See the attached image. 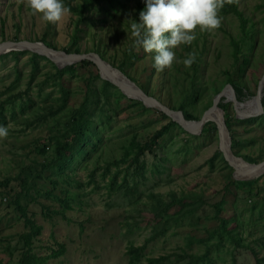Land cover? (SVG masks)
I'll return each instance as SVG.
<instances>
[{
    "label": "rangeland",
    "instance_id": "obj_1",
    "mask_svg": "<svg viewBox=\"0 0 264 264\" xmlns=\"http://www.w3.org/2000/svg\"><path fill=\"white\" fill-rule=\"evenodd\" d=\"M80 1L62 0L69 13L50 23L24 0H0V41L43 37L56 49H97L170 109L185 101L195 119L228 79L240 84L239 101L255 94L264 74V0L234 3L242 20L225 5L221 27L197 29L191 45L173 49L175 61L164 71L153 67L154 52L131 51L136 0L93 1L78 22L69 5ZM14 51L0 54V126L8 129L0 139V264H20L25 248L21 234L29 228L17 203L39 225L31 235L34 264H264V172L246 179L250 185L233 183L213 121L194 134L175 122L139 152L167 115L104 84L93 63L76 61L58 74L69 64ZM190 53L196 61L186 68ZM219 103L230 147L237 138L235 155L264 159V109L241 118L224 96ZM82 104L91 131L56 163L54 146L69 137ZM221 220L240 245L221 231Z\"/></svg>",
    "mask_w": 264,
    "mask_h": 264
},
{
    "label": "clouds",
    "instance_id": "obj_2",
    "mask_svg": "<svg viewBox=\"0 0 264 264\" xmlns=\"http://www.w3.org/2000/svg\"><path fill=\"white\" fill-rule=\"evenodd\" d=\"M33 15H40L44 22H59L69 9L62 0H24ZM238 0H145V8L139 13V22L130 25L134 46L145 53H155L156 71L170 68L175 61L173 49L180 45H191L195 32L213 33L221 27L219 11ZM196 61L190 53L182 61L190 68ZM8 129L0 126V139L6 138Z\"/></svg>",
    "mask_w": 264,
    "mask_h": 264
},
{
    "label": "water",
    "instance_id": "obj_3",
    "mask_svg": "<svg viewBox=\"0 0 264 264\" xmlns=\"http://www.w3.org/2000/svg\"><path fill=\"white\" fill-rule=\"evenodd\" d=\"M11 50H28L37 54H42L45 55L47 57H49L52 61H54L51 57H50V53L55 52L58 54H61L63 56L69 57L71 60L69 63L67 64H72L76 61H80L82 59H87L90 60L94 65H96V67L99 70V75L103 78L108 80L110 83H112L113 85H115L123 94H125L127 97L129 98H134L137 99L139 101H141L145 106L147 107H153L159 111H161L162 113H164L165 115H167L171 120H173L174 122H176L177 124H179L185 131L189 132V133H198L200 132L203 124L207 121H212L209 120L210 118H208V111L211 108H215L216 110H218L219 115L217 116V118L213 121L216 125V129L218 131V137H219V141H220V130L223 128L227 131L228 134V129L226 127L223 115H222V111L221 109L218 107L217 103L219 101V99L224 96L226 100L232 102L234 110L236 112L237 117H253L256 116L258 114H260L261 112H263V107L261 104V97L263 94V90H264V74L262 75V77L260 78V80L258 81L257 84V89L256 92L254 94V97L257 101L258 107L254 110V111H241L238 110L235 106V103L238 102L239 100L237 99L234 90L232 88V86L230 84H226L213 98L212 104L210 105V107H208L205 111H203V113L201 114V116L198 119H186L183 116V113L181 110H173L170 109L169 107H167L166 105L162 104L159 100H157L155 97H153L152 95L147 94L146 92H144L139 86H137L133 81H131L128 77H126L124 74H122L118 69L112 67L108 62H106L105 60H103L97 53L95 52H65L62 49H56L54 47H50L46 44H44L42 41H27V40H3L0 41V54L7 52V51H11ZM56 64V63H55ZM57 65V64H56ZM58 67H62L57 65ZM64 66V65H63ZM112 67L113 69H115L116 71H118L120 74H122L123 77H125L126 82L122 81L114 76H112L111 72L109 71V68ZM101 70H104L106 72L107 75H102ZM228 90L230 96H227L225 91ZM194 122V126L190 127L188 125V122ZM219 149L222 152L225 160L228 162L229 165H231L233 167V161L236 158H240L243 159L240 156L235 155L230 147V137L228 134V147L226 150H224L220 145H219ZM245 162L251 164L253 166V169L257 172L256 174L250 175V174H237L234 167H233V172H232V177L235 180H246L249 179L251 177H256L260 174H262L264 172V159L255 162V163H250L248 161H246L245 159H243Z\"/></svg>",
    "mask_w": 264,
    "mask_h": 264
},
{
    "label": "trees",
    "instance_id": "obj_4",
    "mask_svg": "<svg viewBox=\"0 0 264 264\" xmlns=\"http://www.w3.org/2000/svg\"><path fill=\"white\" fill-rule=\"evenodd\" d=\"M93 1H96V0H81L80 2H78L77 4H75L74 6L72 5H69V8L74 10L77 14H78V18H77V21H81L83 20V18H85L84 14L86 12V10L88 9L89 10V7L91 6V3ZM227 6V9L228 10H231L232 12H234L238 18L240 20H242V14L235 8V5L234 4H231V5H228L226 4ZM145 8V0H136L135 2V11H134V15L133 17L135 16V18H137V20H139V15H138V12H140L141 10H143ZM134 20V19H133ZM242 37H247V32L244 31V33L242 34ZM40 41H42L44 44H45V41L43 40V37H41ZM132 48H131V51L132 49L134 48V42H132L131 44ZM50 47H53V46H50ZM55 48V47H54ZM62 50H64L65 52H70V50L68 48H63ZM236 50V49H235ZM73 52H76V53H79V49L77 47L73 48L72 50ZM95 53H97L101 58L103 57L102 56V53L99 52L97 49L94 50ZM10 53H16V51L14 50H11ZM32 57H36L38 56L36 53L32 52L31 53ZM80 64L82 65H85V64H89V63H92L90 60H87V59H82L80 61H78ZM120 67H118V69H120L121 72H124L123 71V66L119 65ZM74 67V63L72 64H69L67 66H64L60 69H56V72L58 74H61L63 71L67 70V69H73ZM130 78V77H129ZM131 79V78H130ZM228 82H230L232 88L234 89V92L236 94V97L238 100H241L242 99V88L240 86V84L238 82H235L233 81L232 79H228L227 80ZM104 84L106 85H111L113 87H116L115 85H113L112 83H110L108 80H104L103 81ZM139 87L144 91L146 92L147 94L151 95L150 92H148L146 90V88H144L142 85H139ZM117 88V87H116ZM217 92L219 91V89H216ZM88 96H85V102L87 100ZM184 102L183 103H180L178 105V109L182 111L183 113V116L186 118V119H195V116L192 115L190 112L186 111L183 107H184ZM62 104H64V101L62 100L61 102ZM261 104H262V107L264 109V94L261 98ZM219 107L221 108H224L225 104H222V103H219L218 104ZM86 112V107L84 104H82L78 110L76 111V117L73 118V123L71 124V132H70V135L69 137L65 140V141H62V142H57L54 146V159L53 161L56 162V163H59V162H62V161H67L69 158L67 157L66 155V152L68 151V149L70 148H76L78 145L84 143L86 140H87V135L89 134V132L91 131L90 130V127H89V123L87 122L86 118L84 117V113ZM224 121H225V124H226V127L227 129L232 132L231 130V125H230V121H229V118L227 117H224ZM175 122L173 120H169L167 124L163 125L160 129H158L155 133H153L149 138L148 140L143 144V145H140L139 146V152H142L145 148H149L150 146V143H153L158 137H160L167 129H169V126L174 124ZM212 122L211 121H207L204 123V127L207 126L208 124H211ZM91 124V123H90ZM231 150L234 154H237L236 150H235V145L238 144L237 142V138H235L233 135L231 137ZM243 159H245L246 161L248 162H253L254 159L247 156V155H241ZM64 161V162H65ZM259 178V177H258ZM257 179V178H256ZM233 183H236V184H246L248 183L249 181L248 180H232ZM249 185L251 183H248ZM252 189V188H250ZM16 209L18 210V212L20 213V216L22 217L23 219V223L25 226H27L29 228L28 232L27 233H22L21 236L24 240V245H25V248L22 249L21 253H20V257H19V263L20 264H34L36 263V260L39 259V257H37L32 251V245H31V235L32 234H35L38 229H39V225H37L29 216H27V212L25 210V208L21 205H19L18 203L15 205ZM46 211H50L48 208H45ZM51 212H59V211H56V210H53ZM220 229L221 231H224L225 233L229 234V236L232 238V240L234 241L235 244H238L240 245V238L236 237L235 234L232 233V230H226V227L224 225V221L221 220V224H220ZM200 256V255H198ZM196 256V257H198ZM156 259L155 258H150L148 259L147 263L146 264H152L153 261H155ZM189 264H194L193 263V260H191V262Z\"/></svg>",
    "mask_w": 264,
    "mask_h": 264
},
{
    "label": "bare ground",
    "instance_id": "obj_5",
    "mask_svg": "<svg viewBox=\"0 0 264 264\" xmlns=\"http://www.w3.org/2000/svg\"><path fill=\"white\" fill-rule=\"evenodd\" d=\"M49 55L54 60V62L57 65H59V66L66 65L71 60L69 57L63 56V55L55 53V52H52ZM109 71L111 72L112 76H114V77L126 82L125 77H123L122 74H120L118 71H116L112 67L109 68ZM101 73H102V75H107L104 70H101ZM225 93H226L227 96H230L228 90H226ZM235 106H236V108L238 110H241V111H254L258 107V104H257V101H256L254 95H253L250 98H247V99H245L243 101L236 102ZM207 115H208V118H210L209 120L214 121L217 118V116L219 115V113H218V110H216L215 108H211L208 111ZM188 125L190 127H193L194 126V122L193 121L188 122ZM219 145L224 150H226L227 147H228V134H227V131L225 129H223V128L220 130ZM232 164H233V167H234V169H235L237 174H250V175H253V174L257 173L253 169V166L251 164L245 162L243 159L236 158V159H234Z\"/></svg>",
    "mask_w": 264,
    "mask_h": 264
}]
</instances>
